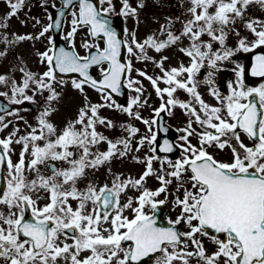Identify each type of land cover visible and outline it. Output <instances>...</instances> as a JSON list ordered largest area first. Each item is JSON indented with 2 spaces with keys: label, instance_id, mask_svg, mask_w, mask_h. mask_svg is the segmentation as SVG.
Here are the masks:
<instances>
[{
  "label": "snow or ice",
  "instance_id": "snow-or-ice-1",
  "mask_svg": "<svg viewBox=\"0 0 264 264\" xmlns=\"http://www.w3.org/2000/svg\"><path fill=\"white\" fill-rule=\"evenodd\" d=\"M5 2L9 12L0 28H7V20L24 5V0ZM188 2L187 18L180 22L179 30L173 31L175 21L169 19L160 28L165 39L153 33L140 41L133 32L129 41L121 39L112 27L109 17L116 12L113 0H63L58 15L63 18L70 10L71 30L65 39L70 40L71 50L57 48L55 39L49 37L50 47L38 53L45 71L34 73L20 67V83L0 74V85L10 84L12 93L0 92V97H7L11 104L35 103L37 94L48 93L36 126L27 125L30 131L24 135H18L20 129L14 128L0 138V264H152L153 260L155 264H264V83L246 88L242 65L233 69L236 80L228 83L227 95L221 93L215 79L216 72L222 70L220 65L237 52L264 48V19L246 15L250 5L264 9V0ZM120 3L117 15L124 18H135L137 8L144 7L142 2L137 7L129 0ZM48 21L35 37L26 34L9 39L0 33V43L12 46L61 29V19L48 14ZM237 21L253 39L239 38L232 48L228 46L229 35H240L234 27ZM80 29H86L91 37L82 43L85 55L75 49ZM183 40L188 44L180 47ZM172 46L188 58L186 64L180 62L166 69L167 56L156 60L148 55L149 49L161 53ZM125 48L130 56L152 62L162 73L153 77L138 70L161 101L153 110L155 117L162 112L171 115L179 107L188 118L186 126L178 129L183 132L179 137L182 143L177 145L183 154L174 161L167 155H156L158 148L163 153L175 150L167 139L157 145L159 129L154 131L153 126L158 121L133 112L134 106L142 108L148 100H141L145 89L140 80L130 76L131 60L122 62ZM6 55V50L0 51V57ZM94 67H99L100 79L91 74ZM201 70H206L203 80L199 79ZM73 73L78 75L70 81L58 75ZM251 74L264 77V53L255 56ZM125 80L126 87L137 93L127 106L113 98L123 94ZM69 82L83 97V105L76 118L58 132L49 117L56 111L53 103L62 96L57 88ZM161 83L165 87L161 88ZM202 84L208 86L215 104L205 101ZM86 86L100 94L101 103L89 100ZM178 90L189 99H179ZM103 108L126 113L148 128L150 135L141 136L135 151L148 144L152 155L143 160L133 157L146 164L138 179H122L116 174L111 184L97 185L91 180L90 174L110 164L114 157H127L140 131L130 124L121 125L127 137L110 139L98 131V126L115 127L112 120L100 115ZM0 112L19 116V110L10 112L3 104ZM11 123H5V116L0 115V132ZM162 130L168 131L166 127ZM102 143L107 144V150H99ZM13 144L21 146L16 161L12 159ZM212 148L228 150L230 162L216 159L209 151ZM154 161L160 163L159 170L153 168ZM107 171L111 173V168ZM150 176L159 182L155 190L145 187ZM174 181L175 191L170 193ZM129 190L139 194L129 196ZM162 194L164 199H159ZM122 195L126 197L123 203ZM169 195L179 213L163 226L157 222V212L169 202ZM129 210L130 216L125 214ZM180 225L187 230L181 231ZM201 237L210 240L215 251L209 253ZM85 252L90 254L82 256Z\"/></svg>",
  "mask_w": 264,
  "mask_h": 264
},
{
  "label": "rangeland",
  "instance_id": "rangeland-1",
  "mask_svg": "<svg viewBox=\"0 0 264 264\" xmlns=\"http://www.w3.org/2000/svg\"><path fill=\"white\" fill-rule=\"evenodd\" d=\"M129 2L132 7H137V4L139 2H142L144 4L143 8H137V16L135 18L132 16H129L127 18L123 17V25L125 28V39H128L129 41H131V33L133 32H135L137 40L141 41V37L149 32L150 27H155V28L157 27V36L159 38L165 37L164 35H160V28L162 25H165L169 19H172L173 21H175L174 25L172 26V29L173 31H177L181 28L180 22L187 18L186 10L189 6L188 0H129ZM113 3L115 4L116 12L118 13L121 8L120 0H113ZM25 4H26L25 9L23 11L19 10L18 11L19 14L15 15L14 17H12L11 20L8 21L10 37L17 34L18 35L30 34L33 37L37 36L38 33L41 31L42 27L45 24L49 23L48 21V14H50L49 8L50 6L57 5V1L56 0H24V5ZM42 4L44 6H42ZM106 6L107 5H105V7ZM6 7L9 8L5 0H0V23H3L6 17L7 14ZM246 15L251 18L264 19V9H261V7L257 4H253L249 6ZM38 18L42 20V22H40V24H36L37 26H35V21ZM71 19H72L71 16L67 18V27L62 33L64 39L65 37H67V33L71 30ZM234 27L236 31L239 32L240 35L239 37H237L234 34L229 35V40H228L229 47L235 48L238 44L239 38L246 37L249 41L253 39V36L250 33V31L244 28L240 21H237V24ZM12 31L14 32L11 33ZM49 37H52L51 31L47 33L44 37H41L40 39L25 40L20 43H16L12 46L0 44V49H2L1 51L6 50L7 53L9 54V59L0 58V74H7L12 80H15L17 83H20L22 81V75H23L19 71L20 67H26V69L34 73H42L43 71H45L46 66L40 63L38 53L43 52L50 47L48 41ZM65 40L70 41L69 39H65ZM85 40L90 41L88 31L86 29H81L77 32L75 36V41L78 43L79 47L84 52L86 51L82 47V43ZM187 42H188L187 40H183L182 44H180L179 46L184 45ZM161 53H169L176 60L172 62L175 64L178 62V60L182 58L180 57L178 59L179 52L177 46L169 47L163 50ZM128 57H130L129 54ZM21 61L23 63H21ZM172 63H170L168 67H175V65H173ZM145 64L146 61H141V63L135 65L132 64L133 70L136 69V71L133 76V70H132L130 76L133 80H140L141 84L145 89L143 95L141 96V100L142 101L144 99L148 100V104L142 108L134 106L133 112L139 111L143 119L150 120L152 113H154L153 110L159 107L161 101L157 97L156 93L152 94V92L148 89L146 79L138 75V70L145 71L146 68ZM147 65L151 68L153 66L152 62H147ZM237 65H242V61L235 59L234 57L230 61H226L222 65H220V68L222 70L218 72L221 74L220 76L225 78V80L219 78L218 87L220 88V91L223 95H227L229 92L228 83L235 82L236 80V74L233 71V69ZM64 79L69 81L71 80L67 78ZM262 83H264V81L261 82L260 84ZM260 84H258L256 87H259ZM244 85L246 88L252 87L251 85H248L246 83ZM57 90L62 93V96L58 102L53 103V107H55L56 111L53 112V114L49 117V119L52 123L56 125L57 131L59 132L60 129L65 127L68 121L74 120L76 118L78 109L83 105V97L78 91L72 88L70 82L64 85L63 88L58 87ZM129 90L131 91L130 94V100H131V98L135 97L137 93L134 91V89H129ZM85 91L87 92L88 98L92 103L102 102L100 94L97 93L95 90L86 86ZM0 92H7L8 96H11L12 95L11 85L10 84L8 86L0 85ZM28 94L31 95L32 92L29 91ZM47 95H48L47 92H45L43 95L40 94L36 95L35 100L37 103L40 104V106L37 109L30 107H23L22 104H20V106L16 107L15 110L13 111L16 112L17 110H19V116L16 115L10 116L7 114L4 115L5 123H7L8 121H12V123L9 124V127L7 129H5L3 132H0V138L6 137L10 132L13 131L14 128L20 129L18 135H24L28 131H30L27 125L36 126V117L39 111L43 110L45 106L44 97ZM166 99L167 97L165 96V100ZM147 108H149V112H147ZM100 115L106 117L107 119L112 120L113 124L115 125V127L111 129L104 127L107 128L106 132H108L111 135L108 136L110 139L113 140L115 139V136L112 137L115 130L117 134H119L121 131L122 134L125 135V137H127L128 133L121 128V125H126V124H130L132 126L136 125V128L140 130L139 133L137 134L139 139L141 138V136L150 134L148 133L147 126L144 125L141 120L134 119L121 111L115 109L103 108L100 110ZM171 115L174 117L176 126L178 125L177 127L179 129H182L186 126L188 118H186L183 121L181 119L182 116L181 112H176V113L172 112ZM20 117H22L23 119H20ZM193 127H196V125H193ZM244 139H245V143H248V140L246 138ZM104 146H105L104 144L100 145L101 148H104ZM12 147L17 148V150H14V152L12 153V159L13 161H16L21 146L13 144ZM209 151L214 155L216 159L220 161L230 162L231 160V153L228 150L220 152L219 150L212 148L209 149ZM153 163H156V165H160L158 161H154ZM144 165L146 164L136 162V167L138 168L137 174L140 171V169L144 167ZM165 167H167V165H165ZM158 168H160V166ZM107 169H108L107 166L101 167L98 171L94 173V176L91 175V180H93L94 183L98 185H101L103 183L111 184L113 175L109 173ZM138 178L139 176L137 177V179ZM173 185L175 186V181L173 182ZM159 186H160L159 182L157 181L155 176H150L147 178L145 187L151 190H155ZM159 199H163V198L159 197Z\"/></svg>",
  "mask_w": 264,
  "mask_h": 264
},
{
  "label": "water",
  "instance_id": "water-1",
  "mask_svg": "<svg viewBox=\"0 0 264 264\" xmlns=\"http://www.w3.org/2000/svg\"><path fill=\"white\" fill-rule=\"evenodd\" d=\"M95 2V0H94ZM55 18L56 19H61V22H62V18L59 17V15L57 13H55ZM109 19L111 20V23H112V27L117 31L118 35L121 37L122 39V30L119 28V22H118V19L117 17L115 16H110ZM61 29L55 31V34H59ZM56 45H57V48L59 47H65L64 43L61 42V41H57L56 42ZM67 48V47H65ZM69 50H71V48H67ZM261 53H264V48H261V49H256V50H253L252 52H245L243 53L242 55L245 57V61H246V64H245V78L248 82H257L261 79H263L264 77H257V76H253L251 74V68L255 62V56L258 55V54H261ZM124 55H125V49L123 50V53H122V62H125V59H124ZM91 74L97 78V79H100L102 77V74H97L96 71H95V67L91 70ZM61 75H78V74H61ZM125 87H123L122 89V93L121 95H118L116 96L119 100H122V97H124L125 95ZM0 104H3L5 105L7 108L9 107V105H7L5 102L3 101H0Z\"/></svg>",
  "mask_w": 264,
  "mask_h": 264
},
{
  "label": "flooded vegetation",
  "instance_id": "flooded-vegetation-1",
  "mask_svg": "<svg viewBox=\"0 0 264 264\" xmlns=\"http://www.w3.org/2000/svg\"><path fill=\"white\" fill-rule=\"evenodd\" d=\"M154 72H155V68L153 69V74H154ZM121 202L123 203V202H125V199L124 198H121ZM126 215H131V213H130V210L129 211H126V213H125ZM106 227H107V225H105ZM213 245V247H214V249H213V251H215V245L214 244H212ZM212 251V252H213ZM152 264H155V262H154V260H153V262H152Z\"/></svg>",
  "mask_w": 264,
  "mask_h": 264
}]
</instances>
